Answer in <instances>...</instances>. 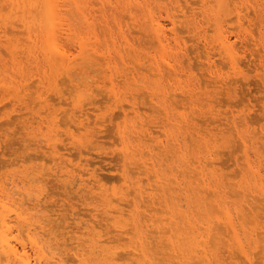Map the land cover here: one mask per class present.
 <instances>
[{
  "label": "rangeland",
  "instance_id": "rangeland-1",
  "mask_svg": "<svg viewBox=\"0 0 264 264\" xmlns=\"http://www.w3.org/2000/svg\"><path fill=\"white\" fill-rule=\"evenodd\" d=\"M263 60L264 0H0V197L32 263L30 232L51 264H264Z\"/></svg>",
  "mask_w": 264,
  "mask_h": 264
},
{
  "label": "bare ground",
  "instance_id": "bare-ground-1",
  "mask_svg": "<svg viewBox=\"0 0 264 264\" xmlns=\"http://www.w3.org/2000/svg\"><path fill=\"white\" fill-rule=\"evenodd\" d=\"M152 1V0H151ZM159 1V0H158ZM210 3V2H209ZM214 3V2H213ZM262 3V2H261ZM256 5V4H255ZM262 5V4H261ZM137 6V5H136ZM257 8V7H256ZM57 9V8H56ZM134 9V8H133ZM184 9V8H183ZM206 9V8H205ZM141 10V9H140ZM167 10V9H166ZM111 11V10H110ZM56 12V11H55ZM142 12V10L140 11ZM223 12V11H222ZM57 13V12H56ZM57 16V15H55ZM153 19V18H152ZM156 19V18H155ZM157 20V19H156ZM157 22V21H156ZM50 23V22H49ZM89 23V22H88ZM180 23V22H179ZM257 24V23H256ZM259 24V23H258ZM52 25V24H50ZM154 25V24H153ZM192 25V23H191ZM210 25V24H209ZM258 26V25H256ZM162 27V26H161ZM167 27V26H166ZM193 27V26H192ZM209 27V26H208ZM175 28V26H174ZM259 28V27H258ZM162 28H160L161 30ZM164 29V28H163ZM191 29V28H190ZM44 30V29H43ZM164 30H161L160 32H162ZM203 31V30H202ZM145 32V31H143ZM164 33V32H163ZM162 33V35H163ZM56 34V33H55ZM161 35V36H162ZM152 36V35H151ZM154 36V35H153ZM160 36V37H161ZM226 36V35H225ZM257 36V35H256ZM165 35H164V38L165 39ZM162 37H161V40H163ZM168 39V38H167ZM227 40V39H226ZM165 41V40H164ZM168 41V40H167ZM166 41V42H167ZM170 41V39H169ZM190 41V40H188ZM256 42V41H255ZM156 43V42H155ZM207 43V42H206ZM204 44V43H203ZM58 44L56 45H53V53L55 54H59V55H63V51L60 50V47L57 46ZM168 45V44H166ZM206 45V44H205ZM209 45V44H208ZM246 45V44H245ZM260 45V44H259ZM207 46V45H206ZM221 46V45H220ZM219 46V47H220ZM227 46V45H226ZM234 46V45H233ZM231 46V47H233ZM225 47V45H224ZM188 48V47H187ZM234 48V47H233ZM222 49V48H221ZM165 50V49H164ZM168 51V49H166ZM228 50V49H227ZM155 51V50H154ZM232 52V51H231ZM230 52V53H231ZM66 53V52H65ZM203 53V52H202ZM208 53V52H207ZM229 53V54H230ZM204 54V53H203ZM233 55V54H232ZM167 56V54H166ZM236 56V55H234ZM53 57V56H52ZM100 57V56H99ZM97 58V57H96ZM206 58V57H205ZM229 58V57H228ZM100 59V58H99ZM119 59V58H118ZM230 59V58H229ZM228 59V60H229ZM234 59V58H232ZM237 59V58H235ZM234 59V60H235ZM165 60V59H164ZM166 61V60H165ZM168 61V60H167ZM264 61V60H263ZM238 63V61H236ZM24 63V62H23ZM165 63V62H164ZM72 64V62H71ZM224 64V63H223ZM151 65V64H150ZM162 65V64H161ZM217 65V64H216ZM219 65V64H218ZM262 65V64H261ZM264 65V64H263ZM152 66V65H151ZM163 66V65H162ZM173 66V64H172ZM225 66V65H224ZM236 66V65H235ZM234 66V67H235ZM161 67V66H160ZM174 67V66H173ZM213 67V66H212ZM263 67V66H261ZM155 68V67H154ZM163 70H164V67H162ZM161 68V69H162ZM171 68V67H170ZM175 68V67H174ZM239 68V67H237ZM150 69V68H149ZM158 69V68H157ZM168 69V68H167ZM221 69V68H220ZM236 69V68H235ZM177 71V69H176ZM160 72V71H159ZM163 72V71H162ZM161 72V73H162ZM172 73V72H171ZM167 74V73H166ZM233 74V73H232ZM157 75V74H156ZM167 76V75H166ZM175 78V76H174ZM177 82V81H176ZM109 85V84H108ZM2 87V86H1ZM10 92V91H9ZM187 92V91H186ZM195 95V94H194ZM14 97V96H13ZM81 117V116H80ZM188 123V122H187ZM186 128V127H185ZM185 130V129H184ZM150 164V163H149ZM243 170V169H242ZM246 170V169H244ZM72 173V172H71ZM250 173V171H249ZM33 176V175H32ZM71 176V175H70ZM29 177H30V174H29ZM34 177V176H33ZM263 178V177H262ZM1 179V178H0ZM40 179V178H39ZM38 179V180H39ZM30 181H32L30 179ZM36 181V180H35ZM33 181V182H35ZM264 182V181H263ZM42 183V182H41ZM17 184V183H16ZM32 184V183H31ZM3 184H1L2 186ZM24 185V184H23ZM20 187V186H19ZM264 187V186H263ZM4 189L6 187H3ZM149 189V188H148ZM154 189V187H153ZM171 189V188H170ZM7 191V190H6ZM6 191L4 192V194L0 197V213H1V228H0V255L4 256V261L5 263L3 264H34L32 263V257L30 259V256L28 254V251H27V247L25 244H23V242H19L16 241V239L14 238L15 236L13 235L14 234V224H13V221L12 219L14 218L13 215H15V217L18 219V220H25L24 219V214L25 212H21L22 209H20V207L18 208L16 203L14 202L13 200V197H11L10 195H8L6 193ZM17 191V189H16ZM145 191V190H144ZM167 191V190H166ZM261 192V190H260ZM25 193V192H24ZM28 193V192H27ZM26 193V195H27ZM14 194V193H13ZM30 194V193H29ZM216 195V194H215ZM262 197V196H261ZM23 199V198H22ZM264 199V198H263ZM32 200V199H31ZM25 203V202H24ZM183 205V204H182ZM187 209V208H186ZM20 211V212H19ZM25 211V210H24ZM182 217V216H181ZM238 217V216H237ZM172 224V222H171ZM18 225V224H17ZM16 225V226H17ZM21 226V225H20ZM28 225H26L27 227ZM227 226V225H226ZM228 227V226H227ZM20 228V227H19ZM23 228V227H22ZM28 228V227H27ZM222 227H220L221 229ZM29 230H31V225L29 226ZM226 230V229H225ZM230 230V229H229ZM130 231V230H129ZM168 232V231H167ZM156 233V231H155ZM154 233V234H155ZM158 233V232H157ZM95 234V233H94ZM36 235V234H35ZM38 235V234H37ZM36 235V236H37ZM29 238H30V241H31V244H32V249L33 250H36L37 254H38V257L35 259V264H44L45 261V264H51V262L47 259L48 255L45 253L46 251L44 250V248L41 246V240H38L36 239V237L34 236V234L32 232L29 233ZM148 236V234H147ZM39 237V236H38ZM154 237V236H153ZM40 238V237H39ZM234 238V237H233ZM42 239V238H41ZM152 239V238H151ZM46 241V240H45ZM87 241V240H86ZM88 243V241H87ZM201 243H202V240H201ZM229 244V243H228ZM234 244V243H233ZM97 245V244H96ZM232 245V244H231ZM234 246V245H233ZM232 247V246H231ZM194 256V255H193ZM216 256V255H215ZM115 257V256H114ZM117 257V256H116ZM2 258V257H1ZM95 260V259H94ZM49 261V262H48ZM148 261V260H147ZM92 262V261H91ZM202 262V261H201ZM2 263V261H1ZM55 264V263H54ZM92 264V263H91Z\"/></svg>",
  "mask_w": 264,
  "mask_h": 264
}]
</instances>
